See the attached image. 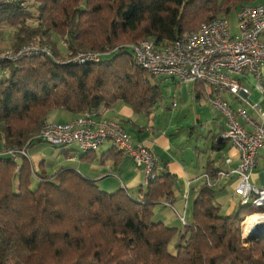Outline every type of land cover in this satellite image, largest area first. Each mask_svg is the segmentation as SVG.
I'll return each mask as SVG.
<instances>
[{"label": "trees", "instance_id": "1", "mask_svg": "<svg viewBox=\"0 0 264 264\" xmlns=\"http://www.w3.org/2000/svg\"><path fill=\"white\" fill-rule=\"evenodd\" d=\"M256 1L0 0V41L7 29L10 37L0 53L28 44L50 50L1 62L0 264H264V236L245 240L241 231L244 218L262 209L236 205L223 214L214 198L220 189L201 185L191 221L169 226L153 212L160 203L174 204L176 176L168 171L159 169L136 192H107L73 167L36 165L29 153L46 143L37 136L54 111L99 120L118 102L145 115L157 106L160 82L172 78L138 65L128 44L151 39L167 46ZM80 53H97L98 60L77 58ZM225 140L212 148L222 149ZM22 146L31 159L6 154ZM71 146L61 152L67 156ZM215 170L206 168L209 175Z\"/></svg>", "mask_w": 264, "mask_h": 264}, {"label": "built area", "instance_id": "2", "mask_svg": "<svg viewBox=\"0 0 264 264\" xmlns=\"http://www.w3.org/2000/svg\"><path fill=\"white\" fill-rule=\"evenodd\" d=\"M24 4V1L20 2L21 6ZM128 47L136 63L152 75L183 83L200 82L206 86L212 94L209 101L224 118L223 137L237 153V160L226 154L222 165L216 168V174L209 175L203 171L199 175L200 185L219 189L230 184L237 198L236 205L262 209L251 215L264 214V187L250 181L258 150L264 149V123L243 109L233 108L219 94L226 91L245 101L248 89L234 76L251 74L259 78L260 64L264 61V5H243L235 12L234 24L227 17H216L201 24L196 31L184 32L167 46L160 47L151 39H143L128 44ZM36 53L50 54V50L45 46L28 44L17 51L9 49L0 53V76L4 72L1 68L4 60L14 61ZM98 56L97 53H80L77 58L97 61ZM249 106L260 118L264 116L259 105L252 103ZM37 138L51 146L76 145L83 152L95 151L103 143L111 142L117 152L141 170L143 185L154 180L159 170L153 150L144 143L132 142L116 119L96 120L84 114L66 122L47 120ZM6 154L14 160L31 159L26 146L10 148ZM168 206L181 224L187 223L184 213ZM241 231L243 237L242 226Z\"/></svg>", "mask_w": 264, "mask_h": 264}, {"label": "crops", "instance_id": "3", "mask_svg": "<svg viewBox=\"0 0 264 264\" xmlns=\"http://www.w3.org/2000/svg\"><path fill=\"white\" fill-rule=\"evenodd\" d=\"M256 2L264 5V0H257ZM263 75L264 61L260 64L259 78L253 76L256 79V87H258L257 85H259L263 88L264 91V87L262 85ZM251 76L252 75L249 74H242L236 75L234 77L242 86H245L246 83H249L253 86L255 80ZM188 84L192 85V83ZM245 87L248 89L247 86ZM256 87H252L251 91L248 89V94L245 97V101L247 103L243 101V99H241L239 96L230 94L226 91H222L219 94L223 99L227 100L232 107L235 104L233 108L237 107L243 109L248 112V114L256 119L259 118L264 123V116L260 118L258 114H256L255 111H253L249 106V104H252L251 102H256L259 104L260 111L264 113V93H262ZM192 92L194 94V97L196 95V100L203 99V103L206 102L207 104H209V106L214 107L213 104L206 98V93L208 92V90L206 89L205 85L201 84L198 87L192 85ZM152 112L153 110L148 115L136 113L128 104L118 102L108 110H105L103 113H101V115L98 116L97 119H116L119 123H121L124 131L129 135L132 142L144 143L153 150L159 169L166 172L168 171V173L176 176V182H178L179 184V189H177V183L173 185L174 188L172 187L173 195L175 198L172 207L177 209L179 212L181 209L183 211L182 213L185 214L187 221H189L187 218L188 201L190 194L193 193L194 198L197 190L201 186L200 181L198 180L199 175L203 171H206L208 165H210V168L213 169L221 166L222 159L226 154H231L233 156V159L236 161L237 153L231 148L228 140H225L226 144L222 147V149L212 148L213 142H216L218 138H224V121L221 117L222 115H220V112L216 110V112L218 113V118H216L217 116H213V119L210 122L211 125L209 127L205 125L204 129V124H202L199 120L197 121L199 126L201 127L200 132H198L196 135L197 142L195 145L196 148H194V152L197 155V169L192 170L191 168L189 173L186 170V167H191V165H193L192 160L188 163L185 157L181 156V153L178 151L179 148H177L176 143L173 144V141L170 139L166 129H157L154 126V123L149 124V117L152 115ZM51 114H53V119L59 122H66L73 118V115L71 113L63 110H58L49 114V120H51ZM135 114H138L140 117L141 115H144L146 120L144 119L143 123L138 124V117L135 116ZM34 147L33 151L29 152L31 156L37 154L36 150L38 151V149H34ZM66 149L70 150V152H67L68 155L65 156L69 161L68 167H73L81 174L95 179L98 186L107 192H112L119 187L125 188L131 192H136L139 187L143 185V173L141 172V170L135 167L134 163L129 158L121 154H117V151L115 150L111 142L107 141L103 143L97 150L87 153L79 150L76 145H73ZM77 151L78 154L74 155L73 153H76ZM260 158H264L263 148L258 150L256 165L250 173V181L251 183L259 187H264V165H262L261 167H258L257 165ZM75 159H78V161H74ZM73 162H76L77 166H72ZM111 177L115 178L116 182L111 183L107 181V179ZM109 185H111L112 187H107ZM227 186L229 189L227 191H231V196L236 197L233 195L232 185L230 184L225 185V187L219 189L221 191L225 190ZM232 199L233 198H231V201ZM175 202L179 204V209L176 208ZM163 206L172 210V208L165 205V203L163 204ZM233 208L236 209V202H234V205H231V208L226 214H229L230 210H232Z\"/></svg>", "mask_w": 264, "mask_h": 264}, {"label": "rangeland", "instance_id": "4", "mask_svg": "<svg viewBox=\"0 0 264 264\" xmlns=\"http://www.w3.org/2000/svg\"><path fill=\"white\" fill-rule=\"evenodd\" d=\"M229 19L231 24H234L235 15H231ZM9 45H10V37H9V30L7 29L5 31L3 40L0 41V46L1 48H7ZM251 77L254 78L253 75ZM254 80L255 83L253 84V86L250 85L249 83H246L245 81L246 83L245 86H247L250 91L252 87L254 86L256 87V79L254 78ZM243 82H244V78H243ZM262 85L264 87V75L262 76ZM160 86L162 90V97L158 101L157 106H155V108L153 109L152 115L149 117V124L154 123V126L157 129L167 130L170 139L173 141V144L176 143L177 148H179L178 151L181 153V156H184L188 163L189 161L192 160L193 165H191V167L189 166L186 167V170L190 173L191 168L192 170L197 169L196 168L197 155L194 152L195 150L194 148H196L195 145L197 142L196 135L198 132H200L201 129L197 121L199 120L201 121L202 124H204V129H205V125L209 127L211 125L210 122L212 121L213 116L214 117L217 116L216 118H218V113L216 112L217 109L209 106V104H207L206 102L203 103L202 102L203 99L196 100V97H194V94L192 92L191 84L183 83V82L175 83V81L172 79H165L164 81L160 82ZM257 86L258 87L256 88L260 90L262 93H264L263 88L259 85ZM251 103L255 105H259L256 102H251ZM234 106L235 104L233 105V107ZM53 114H51L52 115L51 120L56 121L55 119H53ZM135 116L138 117V121H139L138 124L143 123L144 119L146 120L144 115L143 116L141 115L140 117L138 114H135ZM36 148L38 149V151L36 150L37 154L32 156L33 162H36V165L38 161L43 160L45 163V167L48 168L49 171H54L59 167L69 166L68 159L61 152L64 149L63 147L60 146L52 147L51 145L41 142L35 144L34 149ZM30 151L32 152L33 149ZM73 154L74 155L78 154V151ZM74 161H78V159H75ZM73 165L77 166V163L73 162L72 166ZM257 165L258 167L264 165V158H260L258 160ZM115 180L116 179L113 177L107 179V181L111 183L116 182ZM176 183H177V189H179L178 182H175L174 185ZM107 187L111 188L112 186L109 185ZM227 190H229L228 186L226 187L225 190L218 191L215 194V201L221 205L220 211L225 214L231 208V205H234V202H236L237 200L236 197L231 196V191H227ZM231 198H233L232 201ZM192 201H193V193L190 194L188 201L187 218L189 221H191L192 218L191 216ZM175 204H176V208L179 209L178 206L179 204L176 202ZM234 211L235 209L233 208L232 210H230L229 213H232ZM153 212H154V219H160L169 226H177V227L181 226V222L177 218L176 214H174V212L171 209H168L167 207L163 206V204L160 203L158 205H155L153 208ZM182 212L183 211L180 209V213ZM244 213L245 212L243 210L240 212L241 215H243ZM250 216L251 215L247 216L246 218H249ZM243 222L244 220L241 223L242 227H243Z\"/></svg>", "mask_w": 264, "mask_h": 264}, {"label": "bare ground", "instance_id": "5", "mask_svg": "<svg viewBox=\"0 0 264 264\" xmlns=\"http://www.w3.org/2000/svg\"><path fill=\"white\" fill-rule=\"evenodd\" d=\"M251 216L249 218L244 219L242 227L243 237L244 235L247 236L256 230L264 229V214H257Z\"/></svg>", "mask_w": 264, "mask_h": 264}, {"label": "water", "instance_id": "6", "mask_svg": "<svg viewBox=\"0 0 264 264\" xmlns=\"http://www.w3.org/2000/svg\"><path fill=\"white\" fill-rule=\"evenodd\" d=\"M259 236H264V229L263 230H256V231L252 232L251 234L247 235L245 237V239L249 240L253 237H259Z\"/></svg>", "mask_w": 264, "mask_h": 264}]
</instances>
